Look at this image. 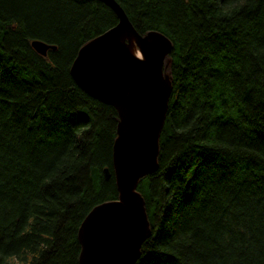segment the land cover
<instances>
[{
  "label": "trees",
  "instance_id": "trees-1",
  "mask_svg": "<svg viewBox=\"0 0 264 264\" xmlns=\"http://www.w3.org/2000/svg\"><path fill=\"white\" fill-rule=\"evenodd\" d=\"M115 1L172 43L135 264H264V0ZM116 22L99 0H0V264H79L83 218L117 199V111L70 75Z\"/></svg>",
  "mask_w": 264,
  "mask_h": 264
},
{
  "label": "water",
  "instance_id": "water-1",
  "mask_svg": "<svg viewBox=\"0 0 264 264\" xmlns=\"http://www.w3.org/2000/svg\"><path fill=\"white\" fill-rule=\"evenodd\" d=\"M99 1L110 7L117 22L79 48L70 75L83 91L117 111L112 169L118 196L95 205L83 218L77 231L78 260L135 264L150 234L137 183L157 168L158 139L172 88L163 65L172 43L156 30L139 34L115 0ZM30 45L42 56L56 49L39 39ZM102 173L104 179L110 177L108 167Z\"/></svg>",
  "mask_w": 264,
  "mask_h": 264
},
{
  "label": "bare ground",
  "instance_id": "bare-ground-1",
  "mask_svg": "<svg viewBox=\"0 0 264 264\" xmlns=\"http://www.w3.org/2000/svg\"><path fill=\"white\" fill-rule=\"evenodd\" d=\"M136 55L139 56V53L136 52Z\"/></svg>",
  "mask_w": 264,
  "mask_h": 264
}]
</instances>
